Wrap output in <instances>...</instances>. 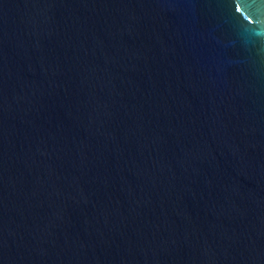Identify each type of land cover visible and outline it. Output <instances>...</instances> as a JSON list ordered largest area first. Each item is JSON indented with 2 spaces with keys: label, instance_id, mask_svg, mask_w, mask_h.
Instances as JSON below:
<instances>
[{
  "label": "water",
  "instance_id": "95a60500",
  "mask_svg": "<svg viewBox=\"0 0 264 264\" xmlns=\"http://www.w3.org/2000/svg\"><path fill=\"white\" fill-rule=\"evenodd\" d=\"M0 264H264V0H0Z\"/></svg>",
  "mask_w": 264,
  "mask_h": 264
}]
</instances>
